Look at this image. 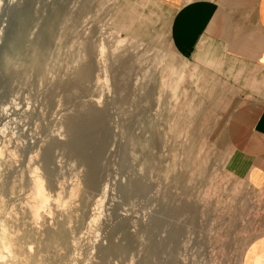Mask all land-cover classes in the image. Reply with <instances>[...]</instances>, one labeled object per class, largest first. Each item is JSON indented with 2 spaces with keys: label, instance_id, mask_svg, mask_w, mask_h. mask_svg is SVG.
I'll use <instances>...</instances> for the list:
<instances>
[{
  "label": "rangeland",
  "instance_id": "obj_1",
  "mask_svg": "<svg viewBox=\"0 0 264 264\" xmlns=\"http://www.w3.org/2000/svg\"><path fill=\"white\" fill-rule=\"evenodd\" d=\"M170 17L152 0H0V264L236 259L251 213L232 90L176 55Z\"/></svg>",
  "mask_w": 264,
  "mask_h": 264
},
{
  "label": "crops",
  "instance_id": "obj_2",
  "mask_svg": "<svg viewBox=\"0 0 264 264\" xmlns=\"http://www.w3.org/2000/svg\"><path fill=\"white\" fill-rule=\"evenodd\" d=\"M152 1L171 13L176 55L232 90L230 171L248 190L251 213L232 264H264V0Z\"/></svg>",
  "mask_w": 264,
  "mask_h": 264
},
{
  "label": "bare ground",
  "instance_id": "obj_3",
  "mask_svg": "<svg viewBox=\"0 0 264 264\" xmlns=\"http://www.w3.org/2000/svg\"><path fill=\"white\" fill-rule=\"evenodd\" d=\"M103 51H101V52H99V53H102ZM101 58L102 57H100V60H101ZM103 60V59H102ZM104 73V72H103ZM6 109V108H5ZM1 153V152H0ZM82 167H84V166H82ZM85 168V167H84ZM86 175H87V170H85V174H84V176H83V178H82V181H81V185H82V187H84V188H86L85 186L87 185V183H89L88 181L89 180H87V177H86ZM37 176V175H36ZM34 177L35 178V180H34V193H33V199H34V208H38V207H41L42 208V206H45V204H47V200H46V195H45V192H44V189H43V185H42V181H41V179H39L40 178V176H39V178L38 177ZM90 178H92V177H90ZM91 180V179H90ZM79 182V181H78ZM108 183V182H107ZM63 185V184H62ZM60 186V187H63V186ZM69 185V184H68ZM73 186H75V185H73ZM77 186H78V184H77ZM71 187V186H70ZM76 187V186H75ZM77 188V187H76ZM64 189V188H63ZM70 189V188H69ZM79 189V188H78ZM71 190V189H70ZM75 191V190H74ZM73 191V192H74ZM78 191V190H77ZM73 192H71V193H73ZM76 192V191H75ZM85 194H86V192L83 190L82 191V193H81V198H80V200H81V202H82V199H83V197L85 196ZM107 194H108V186L105 184L101 189H100V193H99V197L96 199V201H95V205L93 206V208H92V213H91V217H92V219L88 222L89 224H94L95 223V221L97 220V218H98V215L100 214V210H101V205H102V203H103V201L106 199V197H107ZM73 195L75 196L76 194H72V197H73ZM70 196V195H69ZM87 196V195H86ZM59 199V198H58ZM70 199H71V197L69 198V201H70ZM72 200V199H71ZM75 200V199H74ZM32 201V200H31ZM49 203V202H48ZM53 203V202H52ZM61 203V202H60ZM58 204V203H57ZM63 204V203H62ZM76 205V204H75ZM69 206V205H68ZM71 206H72V204H71ZM77 206V205H76ZM76 206H74V207H76ZM49 207V206H48ZM48 207H46V208H48ZM56 207V206H55ZM60 207H61V205H60ZM74 207H73V209H74ZM33 208V207H32ZM31 208V209H32ZM40 208V209H41ZM50 209V208H49ZM83 209V208H82ZM42 210V209H41ZM45 211V210H44ZM50 211V210H49ZM70 211H72V210H70ZM32 212V211H31ZM42 212V211H41ZM47 212V211H46ZM48 213V212H47ZM65 213V212H64ZM39 214V213H38ZM65 215V214H64ZM75 215V214H74ZM37 215H36V213L35 212H33V217H36ZM55 216V215H54ZM68 216V215H67ZM37 217H39V215L37 216ZM69 219H71L70 217H69ZM65 221V220H64ZM66 222V221H65ZM71 223V222H70ZM63 223H56V227H55V229L56 230H54L52 233L53 234H51V235H49V237L50 238H55V239H59V236H60V234H61V232L63 231ZM93 227V226H92ZM91 227V228H92ZM88 228V227H87ZM90 228V229H91ZM70 230V229H69ZM87 231V230H86ZM76 232V231H75ZM64 233V232H63ZM90 233V232H89ZM76 234H77V232H76ZM65 235V234H64ZM63 236V235H62ZM82 237V236H81ZM52 239V240H53ZM57 239V240H58ZM60 240V239H59ZM56 241V240H55ZM113 252H114V250H113Z\"/></svg>",
  "mask_w": 264,
  "mask_h": 264
}]
</instances>
